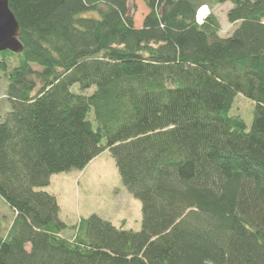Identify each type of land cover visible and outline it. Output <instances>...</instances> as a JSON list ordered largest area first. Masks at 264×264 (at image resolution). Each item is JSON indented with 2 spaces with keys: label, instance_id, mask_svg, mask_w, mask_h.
Wrapping results in <instances>:
<instances>
[{
  "label": "trees",
  "instance_id": "trees-1",
  "mask_svg": "<svg viewBox=\"0 0 264 264\" xmlns=\"http://www.w3.org/2000/svg\"><path fill=\"white\" fill-rule=\"evenodd\" d=\"M131 1L9 0L23 49L0 51V264H264V0H145L140 26ZM240 93L250 127L230 115ZM107 150L139 230L70 225L44 189Z\"/></svg>",
  "mask_w": 264,
  "mask_h": 264
},
{
  "label": "rangeland",
  "instance_id": "rangeland-1",
  "mask_svg": "<svg viewBox=\"0 0 264 264\" xmlns=\"http://www.w3.org/2000/svg\"><path fill=\"white\" fill-rule=\"evenodd\" d=\"M130 6L135 13V23L140 26L148 12L145 0H132ZM231 7L228 2L215 8L221 23L222 37L229 36L233 31V26L227 19V11ZM207 9L209 12L210 8ZM230 115L241 116L250 127L253 102L243 94H238ZM44 189L56 195L61 207V218L70 225H75L81 217L96 213L116 225H123L126 229L139 230L141 227V201L122 183L115 159L108 150L83 170L54 174L50 185ZM12 221L13 212L0 197V235L7 233ZM69 233L70 230L66 232Z\"/></svg>",
  "mask_w": 264,
  "mask_h": 264
},
{
  "label": "water",
  "instance_id": "water-1",
  "mask_svg": "<svg viewBox=\"0 0 264 264\" xmlns=\"http://www.w3.org/2000/svg\"><path fill=\"white\" fill-rule=\"evenodd\" d=\"M19 35L20 25L10 10L9 0H0V51L21 52L23 46Z\"/></svg>",
  "mask_w": 264,
  "mask_h": 264
},
{
  "label": "built area",
  "instance_id": "built-area-1",
  "mask_svg": "<svg viewBox=\"0 0 264 264\" xmlns=\"http://www.w3.org/2000/svg\"><path fill=\"white\" fill-rule=\"evenodd\" d=\"M206 9H204L203 7L199 10L198 15H197V19L198 21L201 23L203 21V19L207 16L208 14V9L206 6H204ZM203 9V10H202ZM207 10V11H206Z\"/></svg>",
  "mask_w": 264,
  "mask_h": 264
},
{
  "label": "bare ground",
  "instance_id": "bare-ground-1",
  "mask_svg": "<svg viewBox=\"0 0 264 264\" xmlns=\"http://www.w3.org/2000/svg\"><path fill=\"white\" fill-rule=\"evenodd\" d=\"M204 9H206L205 7H203ZM203 10V9H202Z\"/></svg>",
  "mask_w": 264,
  "mask_h": 264
}]
</instances>
